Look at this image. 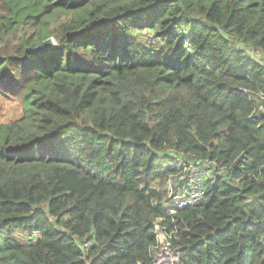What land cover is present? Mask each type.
I'll use <instances>...</instances> for the list:
<instances>
[{
	"label": "trees",
	"instance_id": "obj_1",
	"mask_svg": "<svg viewBox=\"0 0 264 264\" xmlns=\"http://www.w3.org/2000/svg\"><path fill=\"white\" fill-rule=\"evenodd\" d=\"M248 51L264 58V0H0V96L23 108L0 122V264H157L158 223L176 264H264ZM197 161L206 197L171 213L167 182Z\"/></svg>",
	"mask_w": 264,
	"mask_h": 264
},
{
	"label": "built area",
	"instance_id": "obj_2",
	"mask_svg": "<svg viewBox=\"0 0 264 264\" xmlns=\"http://www.w3.org/2000/svg\"><path fill=\"white\" fill-rule=\"evenodd\" d=\"M207 167V164L201 161L193 162L186 168L183 175L168 180L166 189L169 203L167 206L171 213H175L183 207L195 205L206 197L205 172L208 173L209 171ZM155 228L158 241L161 240V244L159 243L155 247L157 264H176L179 261V255L178 251L173 248L171 234L163 229L159 223L156 224ZM157 249H159L158 253H156Z\"/></svg>",
	"mask_w": 264,
	"mask_h": 264
},
{
	"label": "rangeland",
	"instance_id": "obj_3",
	"mask_svg": "<svg viewBox=\"0 0 264 264\" xmlns=\"http://www.w3.org/2000/svg\"><path fill=\"white\" fill-rule=\"evenodd\" d=\"M248 52L252 54V57H254L255 60L264 64V58L262 57L263 56L262 53L254 54L250 51ZM22 111H23L22 105L19 103L18 100L13 98H7L5 96H0V122H7L9 120L16 119L22 114ZM212 174H213V170H209L208 173L205 172L206 177L212 176ZM159 243L161 244V240H159ZM158 252L159 249L156 250V253Z\"/></svg>",
	"mask_w": 264,
	"mask_h": 264
},
{
	"label": "water",
	"instance_id": "obj_4",
	"mask_svg": "<svg viewBox=\"0 0 264 264\" xmlns=\"http://www.w3.org/2000/svg\"><path fill=\"white\" fill-rule=\"evenodd\" d=\"M56 45V40L54 37H49L48 39L42 41L37 46L32 48L33 52H41L43 50H46L48 48H51Z\"/></svg>",
	"mask_w": 264,
	"mask_h": 264
}]
</instances>
